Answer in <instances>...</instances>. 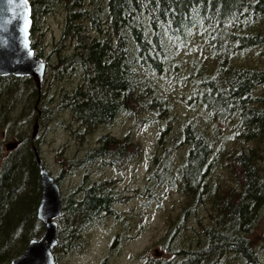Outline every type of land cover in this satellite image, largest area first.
Masks as SVG:
<instances>
[{
	"label": "trees",
	"instance_id": "1",
	"mask_svg": "<svg viewBox=\"0 0 264 264\" xmlns=\"http://www.w3.org/2000/svg\"><path fill=\"white\" fill-rule=\"evenodd\" d=\"M28 1L30 47L45 59L40 95L29 76H0V137L17 107L20 120L36 122L37 130L56 113L67 112L77 139L121 116L136 126L158 124L140 193L153 200L151 183L176 188L186 201L161 235L165 257L145 264H257L249 235L264 209V91L257 89L264 85V68L239 60L251 50L264 55V0ZM57 7L64 11L60 37L48 49L41 43L40 22ZM65 41L70 45L61 52ZM194 42L207 55L206 63L187 64L178 55ZM183 67L192 83L185 103L205 114L207 126H227L234 145H227L226 135L206 129L195 114L182 113L176 122L171 118L172 104L159 85L177 71L181 83ZM44 83L53 90L54 83L64 86L48 92ZM12 136L16 145L0 159V264L20 254L43 229L36 218L40 185L30 145L36 135ZM96 142L64 168L115 167L142 155L129 133L116 138L104 132ZM218 168L228 173L225 179L232 174L228 188ZM65 173L54 179L58 186ZM87 180L60 192L62 210L51 250L55 264L59 253L82 248V233L105 214L114 215L113 205L120 202L112 179Z\"/></svg>",
	"mask_w": 264,
	"mask_h": 264
},
{
	"label": "rangeland",
	"instance_id": "2",
	"mask_svg": "<svg viewBox=\"0 0 264 264\" xmlns=\"http://www.w3.org/2000/svg\"><path fill=\"white\" fill-rule=\"evenodd\" d=\"M63 14V9L57 7L51 10L40 22L41 43L48 49L60 37ZM69 45V41L62 42V46H60L61 52H64ZM262 52L264 54V51ZM178 55L187 64L193 59H197L202 63H206L207 60V55L197 42L189 44L182 51H178ZM242 56L239 60L241 64L256 65L264 68V55L258 54L255 50L248 51ZM186 69V67H183L180 71V75L183 76L181 83L176 79L179 77V71L172 74L174 78H161L159 88L170 99L169 101L172 104L169 111L171 118L180 117L182 113L187 115L195 114L196 120L205 126L206 129L208 127L211 131L215 130L216 133L220 132L221 135H226L227 145H234L227 126L218 122L213 125L210 123L207 126L205 114L199 108L192 109L185 103L189 87L192 85L186 75ZM59 85L64 86L61 83H54L53 90L44 83L43 88H48L47 90L50 92L52 90L55 91ZM257 89L264 91V85L257 87ZM14 95L11 94V96ZM24 97L25 95L23 94L21 97L18 96L21 100ZM29 99L31 103L32 97L30 96ZM46 103L47 100H45ZM48 106L53 108L55 105L54 103H49ZM18 110L19 107L10 114V124L6 129L3 128L4 135L0 137V145L2 146L0 148V159L7 153L4 144L15 140L14 136H12L13 132L17 136L18 133L30 136L33 121L30 123L22 122L19 117L20 111ZM68 119L69 114L67 112L65 114L56 113L51 123L48 122L42 129H36L37 141L36 143H30V145L36 147L42 165L45 166L54 179L58 174L66 172L63 180L60 176V180L58 179L61 194L73 191L84 179H88L87 181L91 183L97 179H112L111 187L114 196L120 202L113 205L114 215L105 214L94 227L91 226L82 233V248L80 247L79 250L70 255L64 252L59 253L56 263L100 264L104 259L103 264H145L148 258L155 256L165 257L159 246L161 235L170 224L169 222L173 221L180 212L179 210L186 199L176 188L173 189L166 186L162 188V186H155L151 183H148L147 186L150 193L154 194L153 200L140 193L146 183L145 165L158 133V124L149 123L148 125L136 126V122L132 118L121 116L107 127L99 126L90 136L84 135V138L77 139L72 134L71 128L74 127L71 126L69 128ZM172 123L169 121L168 126L173 125ZM104 132L110 133L116 138H121L129 133L132 139L139 141L142 155L139 159L127 164L126 162L124 164L117 163L115 167L100 166L94 163L91 166H86V168H64L69 158L79 159L85 154V151L94 147L95 143H97V137ZM176 160L177 156L175 155L172 162L173 170H175ZM218 171L220 181L225 180L224 185L228 188L232 183V174L228 179H225L228 177V173L221 168H218ZM259 220L257 226L250 231L249 242L257 251L259 258L257 264H264V209ZM189 223H193V219Z\"/></svg>",
	"mask_w": 264,
	"mask_h": 264
},
{
	"label": "water",
	"instance_id": "3",
	"mask_svg": "<svg viewBox=\"0 0 264 264\" xmlns=\"http://www.w3.org/2000/svg\"><path fill=\"white\" fill-rule=\"evenodd\" d=\"M30 5L21 0H0V76H29L34 83L37 97L40 95L45 59L35 56L30 47ZM27 21V29H25ZM39 98V97H38ZM36 98V102L37 99ZM37 124L31 125V137L35 136ZM16 141H8L5 149H12ZM40 185L36 218L43 230L38 237L30 238L22 252L6 264H55L51 252L56 244L57 218L61 214L62 202L59 186L54 177L42 166L35 146H31Z\"/></svg>",
	"mask_w": 264,
	"mask_h": 264
},
{
	"label": "snow or ice",
	"instance_id": "4",
	"mask_svg": "<svg viewBox=\"0 0 264 264\" xmlns=\"http://www.w3.org/2000/svg\"><path fill=\"white\" fill-rule=\"evenodd\" d=\"M21 2L27 4V0H21ZM25 29H27V21H25Z\"/></svg>",
	"mask_w": 264,
	"mask_h": 264
},
{
	"label": "bare ground",
	"instance_id": "5",
	"mask_svg": "<svg viewBox=\"0 0 264 264\" xmlns=\"http://www.w3.org/2000/svg\"><path fill=\"white\" fill-rule=\"evenodd\" d=\"M37 103V102H36ZM44 166V165H43ZM45 167V166H44ZM49 172V171H48ZM61 199H62V197H61Z\"/></svg>",
	"mask_w": 264,
	"mask_h": 264
}]
</instances>
